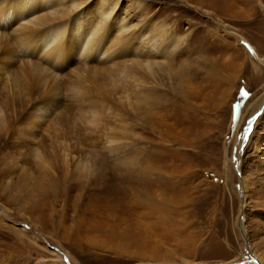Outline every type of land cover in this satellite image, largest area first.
<instances>
[{
  "label": "rangeland",
  "instance_id": "374dc122",
  "mask_svg": "<svg viewBox=\"0 0 264 264\" xmlns=\"http://www.w3.org/2000/svg\"><path fill=\"white\" fill-rule=\"evenodd\" d=\"M97 1L67 23L177 41L145 71L0 21V264H264V0Z\"/></svg>",
  "mask_w": 264,
  "mask_h": 264
},
{
  "label": "bare ground",
  "instance_id": "6f19581e",
  "mask_svg": "<svg viewBox=\"0 0 264 264\" xmlns=\"http://www.w3.org/2000/svg\"><path fill=\"white\" fill-rule=\"evenodd\" d=\"M103 4L104 1L102 0L95 2L93 11H99ZM44 7H50L51 10L46 9L45 13H38L34 18L28 19L27 24L30 25L32 22H42L45 20L54 21L52 16L58 17L57 20L59 21L56 25H45L39 30L43 32V35L38 40L43 41L42 47L46 50V53L51 50L61 52L58 56L59 59H66L69 52L72 54H80L84 57H89L91 55L106 56L108 55V51L103 49L101 43L103 40L109 39L111 42H117L119 44L123 42V44L119 46L123 49H127L130 46L137 52H143L144 49L147 48L149 51L148 54L140 55L139 57L142 59L139 60L140 58L138 57L137 60L135 59L136 61H134V64L139 61L143 70L150 71L153 66V63L150 62V60L153 59V51H156V54L159 53V55L165 56L173 43L177 41L171 33L168 35L165 34L166 30L163 26L154 27L153 32L146 37L145 41H127V38L122 40L118 36L122 31V25L116 22L113 26H110L105 20H98L96 22L94 17L91 16V10L85 11L86 9L82 11V13L85 14L80 17L79 21L69 25L67 23L68 7L66 5V0H0V21L19 24V20H21L22 17H25L27 14L33 16L36 11L39 12ZM21 24L22 23H20V26ZM106 27L109 29H106ZM67 36H70V38H67ZM125 41H127L129 45H124ZM65 44H67V47ZM126 76L128 77L129 73L128 75L126 74ZM262 102L263 100L257 104L258 108L262 105ZM94 114L95 113H93V115Z\"/></svg>",
  "mask_w": 264,
  "mask_h": 264
}]
</instances>
